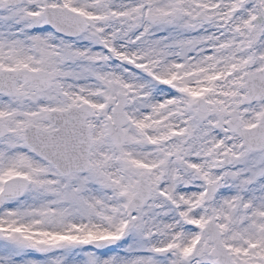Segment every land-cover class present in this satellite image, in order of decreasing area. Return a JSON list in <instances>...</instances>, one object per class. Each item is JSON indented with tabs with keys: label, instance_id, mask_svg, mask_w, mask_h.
<instances>
[{
	"label": "snow or ice",
	"instance_id": "1",
	"mask_svg": "<svg viewBox=\"0 0 264 264\" xmlns=\"http://www.w3.org/2000/svg\"><path fill=\"white\" fill-rule=\"evenodd\" d=\"M0 264H264V0H0Z\"/></svg>",
	"mask_w": 264,
	"mask_h": 264
}]
</instances>
